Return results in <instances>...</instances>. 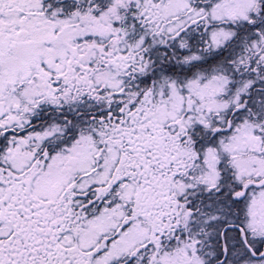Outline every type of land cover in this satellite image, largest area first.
I'll use <instances>...</instances> for the list:
<instances>
[{"label":"snow or ice","instance_id":"snow-or-ice-1","mask_svg":"<svg viewBox=\"0 0 264 264\" xmlns=\"http://www.w3.org/2000/svg\"><path fill=\"white\" fill-rule=\"evenodd\" d=\"M0 264H264V0H0Z\"/></svg>","mask_w":264,"mask_h":264}]
</instances>
